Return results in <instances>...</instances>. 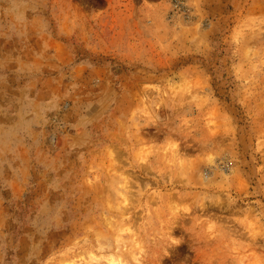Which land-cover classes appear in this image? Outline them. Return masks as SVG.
<instances>
[{
	"label": "rangeland",
	"instance_id": "rangeland-1",
	"mask_svg": "<svg viewBox=\"0 0 264 264\" xmlns=\"http://www.w3.org/2000/svg\"><path fill=\"white\" fill-rule=\"evenodd\" d=\"M0 264H264V0H0Z\"/></svg>",
	"mask_w": 264,
	"mask_h": 264
},
{
	"label": "bare ground",
	"instance_id": "bare-ground-1",
	"mask_svg": "<svg viewBox=\"0 0 264 264\" xmlns=\"http://www.w3.org/2000/svg\"><path fill=\"white\" fill-rule=\"evenodd\" d=\"M211 161H209V163H210Z\"/></svg>",
	"mask_w": 264,
	"mask_h": 264
}]
</instances>
